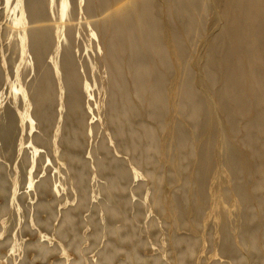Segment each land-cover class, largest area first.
<instances>
[{
  "label": "rangeland",
  "instance_id": "374dc122",
  "mask_svg": "<svg viewBox=\"0 0 264 264\" xmlns=\"http://www.w3.org/2000/svg\"><path fill=\"white\" fill-rule=\"evenodd\" d=\"M66 1L64 31L72 19L70 52L82 111L79 124L64 133L66 94L52 75L51 144L41 149L50 148L52 157L38 162L29 150L42 139L41 126L21 122L15 110H25V102L14 97L22 90L14 93L9 86L17 84V70L29 91L41 72L52 71L54 58L61 60V48L53 53L60 0H46L52 47L39 63L29 43L21 54L20 30L9 24L18 13L10 8L15 1L6 8L0 0V133L4 127L12 133L5 141L0 135V264H264V121L261 128L250 126L251 112L233 127V118L217 106L220 83L206 75L221 29L220 1L185 2L189 17L175 6L183 0H152L160 48L142 56L149 61V82L159 74L163 92L143 107L131 86L135 71L122 68L128 99L137 108L121 116L134 131L126 126L125 137L117 136L106 116L111 75L95 25L105 13L88 14L87 0ZM188 24L196 30L188 31ZM169 26L177 30L176 41ZM146 95L153 97L152 86ZM32 104L29 98L27 112L34 116ZM9 113L16 116L14 128L7 126ZM227 122L232 129L224 127ZM63 134L72 143L66 160ZM239 153L250 170L234 158ZM43 180L46 186L39 188Z\"/></svg>",
  "mask_w": 264,
  "mask_h": 264
},
{
  "label": "bare ground",
  "instance_id": "6f19581e",
  "mask_svg": "<svg viewBox=\"0 0 264 264\" xmlns=\"http://www.w3.org/2000/svg\"><path fill=\"white\" fill-rule=\"evenodd\" d=\"M14 1V5L10 8L11 11H18V13L14 15L9 24L12 25V28L20 30L19 32L15 31L20 35V42L17 38L16 39L19 44H21L20 46L18 45L21 54L25 51L27 46L26 43H29L35 60L39 63L44 60L52 47L46 0H24L23 7H20V0ZM183 1L180 3L177 2V4L175 3V6L179 7L182 16L191 17L190 9L188 7H183V4L194 0ZM219 1V4L222 5V12L221 14H217L216 19L217 21H221V29L210 51L212 57L210 64L207 65L206 68L207 79L210 82L214 80L220 83L217 106L224 112L225 116L230 115L233 118L229 121L233 127L237 124V118L246 116V113L253 112L251 117L247 120V123L255 128H261L264 121V0ZM10 2L11 0H4V6L9 8ZM66 6L67 1L60 0V8L57 11L60 24H55L58 42L55 49H53V53L59 54L61 48V60L58 62L54 58L52 71L45 70L41 72L36 80L39 84H33L31 82L29 91H26L23 87L16 68L15 80H13L17 82V84L10 82L9 86L10 90L14 93H16V89L20 88L22 90L20 96L14 97L17 104L18 100L25 102V110L23 111L16 106L15 114L17 117L21 119V122L27 121L31 128L34 121L36 125L41 126L43 137L41 140H37V144L30 147L32 151L29 150L31 154L35 156L38 155V162L44 158L48 160V158L52 157V150L49 147V150H47L49 153L41 150L42 148H47V146L51 144L48 137L52 124L54 123V98L52 93L53 89L52 86H50L52 75L62 80L63 83L60 89L66 94V99L63 103V106L67 110L64 133L70 131V129L73 130L75 128L73 124H79L80 119L78 118V111H82L81 88L79 86V79L76 75L74 57L70 52L73 41L71 34V26H73L71 22L72 19H67L66 25L68 28L66 29V33L64 31V11ZM85 8L88 14L91 15L96 11H103V13H105V16L103 15L101 17L102 20L95 25L101 37L103 48L105 49L104 59L108 61L111 75L109 83L110 94L107 104L108 112L106 116L107 122L114 126L117 136L125 137L126 126L132 134L134 131L130 128L131 123L128 118L122 121L121 116L130 112L133 115L137 108L128 99L129 87L125 82L122 68L127 66L129 69H133V72L135 71L133 74L134 81L131 86H133V91L141 94L140 99L143 107H145V105L151 107L153 99L157 102L163 92V85L159 74V79L155 83L151 84L149 82L148 76L150 75V71L147 68L149 66V61L142 56L143 51L147 52L149 49L160 48L159 45L155 43L158 36L157 26L155 25L156 17L154 16V4L152 0H100L99 4L94 3L92 0H87ZM88 22L90 23V20ZM26 24L29 25L28 30H26ZM167 28L168 35L172 34L174 38L173 41H176L178 34L177 30L173 29L172 26ZM187 30L192 32L196 30V27L188 24ZM11 34H14L13 37L16 35L15 32ZM61 37L63 38L62 41H60V39H62ZM15 49L17 50V48ZM58 54L56 56H59ZM56 59L58 58L56 57ZM138 69H142V72L139 73ZM23 73L24 74L21 75H25V72ZM58 74L60 76H58ZM151 86L154 88V95L150 98L146 95L147 97L145 98L144 96ZM83 88L86 89V86L83 85ZM191 89L192 85L188 83L187 91H189V96H191ZM117 94L119 95V99L117 98ZM29 98L33 103L32 105L35 106L34 116L27 112ZM154 107L156 111L153 115L159 117L161 107H158L156 104ZM10 114L11 113L8 115L7 126L14 128L16 116L13 114L15 116L14 118ZM213 121L215 122V120ZM1 122L2 121H0V124ZM224 127L232 129L230 126L228 127V122ZM10 133L11 132L4 127L0 133L2 140L5 141L9 139L12 134ZM35 139H37V137ZM119 141H121V139ZM60 142L63 149L61 153L62 159L64 160L65 158L71 157L72 154L68 150V146L72 144L71 141L63 134L60 138ZM23 148L24 146L21 145L22 150ZM25 152L26 151H24V153ZM7 153L10 155L9 150ZM53 153L56 154L59 152L54 150ZM235 156L234 158L239 160L244 169H251L249 163L240 153ZM44 183V180L41 181L38 187L44 188L46 186Z\"/></svg>",
  "mask_w": 264,
  "mask_h": 264
}]
</instances>
